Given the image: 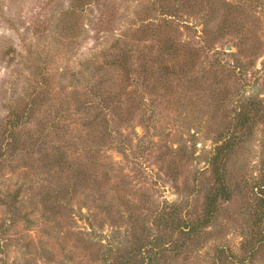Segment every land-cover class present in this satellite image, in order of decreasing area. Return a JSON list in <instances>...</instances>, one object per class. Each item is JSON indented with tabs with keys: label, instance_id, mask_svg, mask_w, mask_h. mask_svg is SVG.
I'll use <instances>...</instances> for the list:
<instances>
[{
	"label": "rangeland",
	"instance_id": "rangeland-1",
	"mask_svg": "<svg viewBox=\"0 0 264 264\" xmlns=\"http://www.w3.org/2000/svg\"><path fill=\"white\" fill-rule=\"evenodd\" d=\"M170 1L168 18L178 27L179 40L199 54L190 69L198 77L182 85L177 81L171 95L158 84H142L144 101L136 119L125 123L108 111L109 143L116 145L102 151L117 178L145 193L152 210L195 205L196 181L209 175L215 148L209 87L214 79L229 94L231 114L244 95L264 101V15L256 28L262 47L248 57L233 36L209 50L204 29H215L221 18L214 20L188 0ZM163 5L167 0H0V264H111L117 249L130 244L128 223L122 218L111 223L96 197L86 201L64 194L56 210L51 201L47 206L43 194L54 198L70 173L45 164L52 154L82 156L70 145L86 122L84 102L98 101L81 95L94 66L112 70L104 63L114 45L119 50L152 45L155 35L145 26L162 20ZM164 155L182 158L176 181L161 168ZM230 170L244 189L262 177L264 124L254 128ZM248 202L239 197L231 207L233 225L212 230L173 264H212L218 246L240 255L246 224L240 214Z\"/></svg>",
	"mask_w": 264,
	"mask_h": 264
},
{
	"label": "trees",
	"instance_id": "trees-1",
	"mask_svg": "<svg viewBox=\"0 0 264 264\" xmlns=\"http://www.w3.org/2000/svg\"><path fill=\"white\" fill-rule=\"evenodd\" d=\"M188 1L198 9L205 8L214 20L221 18L215 29H204L205 45L209 50L213 49L215 41L233 36L238 39L237 47L241 54L249 57L259 53L262 41L256 28L261 29L262 20L259 16L264 15V0ZM171 4L167 0V5L161 7L162 20L145 26L147 33L149 31L155 35L151 40L154 44L155 39L156 48L152 44L144 49L134 46L119 50L114 45L111 51L115 50V53L110 56V61L104 63L106 68L112 70L105 69L103 65L94 66V72L81 95L85 101L86 98H96L98 101L84 102L85 105L89 104L84 113L86 122L70 145V149L78 147L82 156H47L46 166L50 167L53 163V167L57 166L70 174L54 198L48 192L43 194L42 200H46L47 206L51 201V208L56 210L60 206L57 199L64 194L73 199L79 195L86 201L96 197L94 203L98 201L101 204V209L106 211L111 223H116L119 218L125 219L130 244L117 249L111 264H173L190 250L192 244L212 234V230L223 224L231 227L234 223L231 218L235 213L231 207L239 197H245L249 200V206L240 214L246 220L242 227L240 255L218 246L212 264H258L264 261V170L262 177L249 186L250 189H244L238 175L231 172L230 165L254 128L264 124L262 99L244 95L234 108V114H231L226 106L227 90L220 88L215 79L209 85L214 103V114L210 120L216 123L215 148L209 156V175L196 181L198 190L193 206L184 208L172 203L162 209L152 210L148 196L145 193L137 194L127 186L125 179H118L114 167L109 168L102 156L103 149L116 145L109 143L113 137L107 118L110 109L122 121L130 123L136 119L135 113L144 101V96L140 95L142 84L148 82L146 87L153 84V88L158 84L169 95L179 87L177 81L182 85L198 77L190 69L199 54L197 49L179 40L178 27L173 24L171 17L168 18L173 8ZM91 64H95L93 60L87 63V72ZM138 97L140 102L137 101ZM179 159L182 158L164 155L160 160L161 168L174 181L180 177V168L183 166ZM13 203L12 208L15 206ZM148 212H151L150 224L147 221ZM225 213L229 214L228 218H225Z\"/></svg>",
	"mask_w": 264,
	"mask_h": 264
}]
</instances>
